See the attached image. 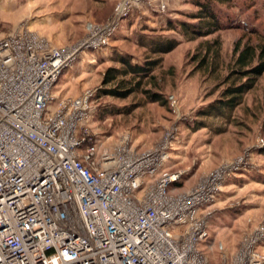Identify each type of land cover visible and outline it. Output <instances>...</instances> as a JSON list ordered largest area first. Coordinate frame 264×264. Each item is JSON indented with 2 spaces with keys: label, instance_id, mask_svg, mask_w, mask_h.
Instances as JSON below:
<instances>
[{
  "label": "built area",
  "instance_id": "2783aa9c",
  "mask_svg": "<svg viewBox=\"0 0 264 264\" xmlns=\"http://www.w3.org/2000/svg\"><path fill=\"white\" fill-rule=\"evenodd\" d=\"M139 6L120 1L71 46L22 26L0 35V264H210L197 248L208 237L205 209L239 161L173 195L183 172L164 170L172 132L142 153L128 137L107 150L89 131L94 92L57 103L52 95L79 56L108 48ZM263 244L262 224L234 254L220 246L218 264H264Z\"/></svg>",
  "mask_w": 264,
  "mask_h": 264
},
{
  "label": "rangeland",
  "instance_id": "374dc122",
  "mask_svg": "<svg viewBox=\"0 0 264 264\" xmlns=\"http://www.w3.org/2000/svg\"><path fill=\"white\" fill-rule=\"evenodd\" d=\"M120 1L93 5L89 0H0V35L22 26L53 47L71 46L86 38L89 24L103 25L112 19ZM138 1L137 13L148 7L158 11L161 4L165 11L152 16L151 23L141 19L133 32L113 41L125 21L108 48L79 56L61 75L52 95L57 103L93 91L95 115L89 131L107 150L128 137L134 151L142 153L154 149L172 132L164 170L183 172L180 182L171 187L173 195L189 191L219 167L239 161L238 170L224 181L216 201L205 209L211 213L208 237L197 244L210 264H218L220 246L222 252L232 255L245 234L264 225V74L229 120L217 115L198 117V113L221 99L231 85L229 72L237 43L264 42V0H233L231 5L220 6L223 30L193 41H185L177 32L163 31L169 22L195 23L185 16L197 11L189 4L191 0ZM151 30L179 41L175 50L161 56V67L154 73L156 81L144 86L160 94L165 104L148 102L141 94L124 101L97 98L102 74L114 66L109 62L111 55L116 50L131 56L133 62L143 63L147 55L139 48L138 39L150 36ZM260 250L264 254V244Z\"/></svg>",
  "mask_w": 264,
  "mask_h": 264
},
{
  "label": "trees",
  "instance_id": "16d2710c",
  "mask_svg": "<svg viewBox=\"0 0 264 264\" xmlns=\"http://www.w3.org/2000/svg\"><path fill=\"white\" fill-rule=\"evenodd\" d=\"M233 0H191L197 11L185 15L193 24L183 22L172 23L163 30L164 32H177L185 41L206 38L212 36L225 27L222 14L218 9L220 6L231 5ZM150 36H140L138 46L147 55L143 63L133 62L129 55L117 54L115 50L111 55L114 66L109 67L102 74V88L97 92V98L109 97L124 101L137 94L143 95L148 102L164 105L163 97L145 89L146 84H152L156 79L154 73L161 67L163 58L161 56L171 53L179 45V41L157 35L151 30ZM253 34L252 36H255ZM236 57L229 72L231 85L223 92L218 101L208 105L198 113V117H210L217 115L229 120L235 109L243 104L244 96L250 93L256 86L257 80L264 74V42L257 45L251 43L235 47ZM150 57H157L150 59ZM205 57L201 63H205Z\"/></svg>",
  "mask_w": 264,
  "mask_h": 264
},
{
  "label": "crops",
  "instance_id": "0c3cea01",
  "mask_svg": "<svg viewBox=\"0 0 264 264\" xmlns=\"http://www.w3.org/2000/svg\"><path fill=\"white\" fill-rule=\"evenodd\" d=\"M89 1L93 5H95L98 2H105L107 0H89ZM155 1H158V0H155ZM142 11H143V13H140V12H138V13L134 12L133 13L132 18L124 23V26H123L122 30H120L118 32V34L114 37L113 41L116 42L122 36H125L126 34H129L130 32H133V30H134V28L136 26H140L141 25V23H139V22H141L140 21L141 19H147L146 23H149L150 20L154 19V18H152V16L154 17V15H156V14L161 15V13H159L156 8H152L151 9V8L148 7L146 9H143ZM138 14L141 15V16H139Z\"/></svg>",
  "mask_w": 264,
  "mask_h": 264
}]
</instances>
